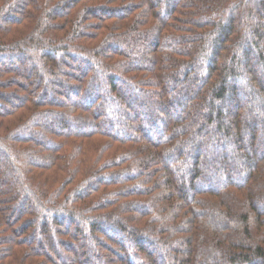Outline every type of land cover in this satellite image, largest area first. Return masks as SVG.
<instances>
[{
  "label": "trees",
  "instance_id": "trees-1",
  "mask_svg": "<svg viewBox=\"0 0 264 264\" xmlns=\"http://www.w3.org/2000/svg\"><path fill=\"white\" fill-rule=\"evenodd\" d=\"M0 264H264V0H0Z\"/></svg>",
  "mask_w": 264,
  "mask_h": 264
},
{
  "label": "rangeland",
  "instance_id": "rangeland-1",
  "mask_svg": "<svg viewBox=\"0 0 264 264\" xmlns=\"http://www.w3.org/2000/svg\"><path fill=\"white\" fill-rule=\"evenodd\" d=\"M128 97H129V98H131L129 95H128ZM132 98H133V97H132ZM132 98H131V99H132ZM215 157H216V156H214V155H213V157H212V158H215ZM233 163H234V162H233ZM238 167H239V166H238Z\"/></svg>",
  "mask_w": 264,
  "mask_h": 264
}]
</instances>
